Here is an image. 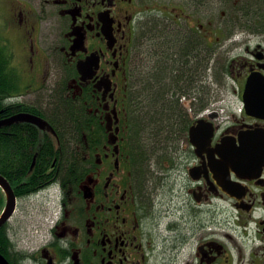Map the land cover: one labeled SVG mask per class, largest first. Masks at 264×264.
<instances>
[{
  "label": "flooded vegetation",
  "instance_id": "obj_1",
  "mask_svg": "<svg viewBox=\"0 0 264 264\" xmlns=\"http://www.w3.org/2000/svg\"><path fill=\"white\" fill-rule=\"evenodd\" d=\"M233 3L229 19L195 29L191 14L173 17L166 5L163 16H148L144 0H42V14L29 0H0L10 36L0 46L16 89L0 120L15 117V137L30 135L27 160L0 170L16 199L0 225L8 264H264V0ZM194 36L207 48V66L208 50L212 58L196 75L199 87L177 94L191 124L173 141L133 146L131 111L152 100L137 92L153 72L163 75L171 53L189 51L167 47L171 40ZM226 93L236 113L233 105L231 114L201 106ZM67 109L88 118L67 126ZM0 198L1 215V185Z\"/></svg>",
  "mask_w": 264,
  "mask_h": 264
},
{
  "label": "trees",
  "instance_id": "obj_2",
  "mask_svg": "<svg viewBox=\"0 0 264 264\" xmlns=\"http://www.w3.org/2000/svg\"><path fill=\"white\" fill-rule=\"evenodd\" d=\"M233 5L234 3L230 6L229 13H234ZM162 36L164 37L165 35L163 34ZM193 38L192 41H189V39L187 41L185 37L171 40L172 43L167 44V47L189 48V51L171 53V55H174L172 56L174 60H167V63L163 64L161 69L163 75L158 77L153 72L147 78V88H144V91L139 90L137 92V95L146 94L152 99L145 103L137 102L136 107L131 111L130 135L132 140L135 139L136 142H139L138 145L142 143V139H144L143 145H145L147 140L173 141L174 133L181 134L191 124L192 121L187 116L185 107L181 103L180 98L177 97V94L187 93L199 87L200 79H197L196 75L198 72L202 73L207 70L212 58V52L208 50L210 61L207 66V48L198 37L194 36ZM177 56H183L184 58L179 60L175 58ZM220 62H217L215 73H218L217 67L218 65L220 66ZM179 64L181 65L180 67H178ZM181 67L184 71L175 73ZM12 74L13 69L10 67V58L6 48L0 46V111L4 110V113L8 110L5 103L8 96L12 95L13 91L16 90L15 88L13 90ZM210 92L211 89L209 88V94ZM209 103L210 100L207 103H202L201 106ZM8 115L9 113L5 114V116ZM5 116L1 114V117ZM87 118L88 114L83 109L80 114L72 109L65 111L67 126L72 128L82 126ZM13 131L12 125H5L0 128V170L13 167L10 161L15 159L24 161L29 157L27 144L30 142V135L24 130H19L16 131L17 136L15 137ZM141 160H139L140 163H143ZM5 173L7 176L11 174L9 170L5 171ZM1 207L2 202L0 203ZM4 237V234L0 233L2 240H4Z\"/></svg>",
  "mask_w": 264,
  "mask_h": 264
},
{
  "label": "rangeland",
  "instance_id": "obj_3",
  "mask_svg": "<svg viewBox=\"0 0 264 264\" xmlns=\"http://www.w3.org/2000/svg\"><path fill=\"white\" fill-rule=\"evenodd\" d=\"M32 2V5L34 6V9L36 10V12H39V14H42V4L41 1L42 0H29ZM145 4L148 5L147 7V15L150 16L148 13L150 14H156V15H164L163 11L166 7H169V12L171 13V15L173 17L176 16V14L178 15V13L183 12L182 17L184 18L185 15L184 14H191L195 21H196V26L195 29H198V25L199 24H206L208 19H213L215 20V22H221L224 21L225 19H229L230 15H229V9L230 6L233 4L232 2H234L235 0H223L221 1V3L218 2H210V4H205L203 3V0H189L192 1L191 2H187L188 0H144ZM237 0V4H238ZM166 5V6H165ZM164 9H162V7H164ZM154 7V8H153ZM225 11L226 17L224 18L222 15V12ZM50 12H52V8H50ZM182 17L177 19L179 22H182ZM45 18V17H44ZM231 19H233V16H231ZM170 20H167L166 22L169 24ZM5 23V18L2 16V10H0V36H2L4 39H6L7 37L10 38L9 34L6 31V28L4 26ZM46 23H48V25L52 26V23H49V19L48 20H44L42 22V26L45 27ZM225 23V22H224ZM180 24H176L175 23H171V25H169L171 28L172 27H179ZM233 25V24H232ZM154 29V27H153ZM152 29V30H153ZM157 30H161L165 32H168L170 29L168 27H158ZM162 34H164L162 32ZM209 88L211 89L210 92V96H217L219 95V93H217V86L214 85L211 81L210 78V83H209ZM227 96H225V99L221 98V102H219L220 107L224 108L227 114H231L230 109H232V105L234 106V109H237V102L235 103V98L233 95H229L226 93ZM211 102H214V100H211ZM233 109V110H234ZM232 110V111H233ZM144 142V139H142V143ZM147 144L152 145V143L150 142V140L145 141ZM132 144L133 146H137L139 144V142H136L135 139L132 140Z\"/></svg>",
  "mask_w": 264,
  "mask_h": 264
},
{
  "label": "water",
  "instance_id": "obj_4",
  "mask_svg": "<svg viewBox=\"0 0 264 264\" xmlns=\"http://www.w3.org/2000/svg\"><path fill=\"white\" fill-rule=\"evenodd\" d=\"M92 61H93L92 56L88 57L87 60L79 61L78 62V68L80 69V72L86 73L87 72L86 68H87V66H89V64L92 63ZM255 84H256V77H255V75H251L249 77V80L247 83L246 93H245V98H244L245 109L249 114H252L250 96L252 93L253 86ZM263 103H264V101L262 102V104ZM15 119H16L15 117H10L7 119L0 120V126L9 125ZM25 119L28 121H32L34 123H37L41 126H43L44 124L47 123L41 117H37V116H33V115H29ZM210 125L213 128V125L212 124H210ZM197 129H198V127H192L191 128L190 134L192 137H193V133ZM192 140L194 141V139H192ZM0 185L4 188V190L6 192V199H7L6 207L3 211V213L0 215V225H2L10 218L11 214L13 213V211L15 209L16 199H15V195L12 191L11 185L9 184L7 179L4 176H2L1 174H0ZM0 262H3V264H8L6 259L1 254H0Z\"/></svg>",
  "mask_w": 264,
  "mask_h": 264
},
{
  "label": "bare ground",
  "instance_id": "obj_5",
  "mask_svg": "<svg viewBox=\"0 0 264 264\" xmlns=\"http://www.w3.org/2000/svg\"><path fill=\"white\" fill-rule=\"evenodd\" d=\"M154 8V7H153ZM143 18V17H142ZM181 18V17H180ZM172 19V18H171ZM183 19V18H182ZM173 21V20H172ZM207 40V39H206ZM85 90V89H84ZM86 93V92H85ZM90 94V93H89ZM183 95V94H182ZM78 102V101H77ZM48 131V130H47ZM104 141V140H103ZM101 143V142H100ZM96 148V147H95ZM86 178V177H85Z\"/></svg>",
  "mask_w": 264,
  "mask_h": 264
}]
</instances>
